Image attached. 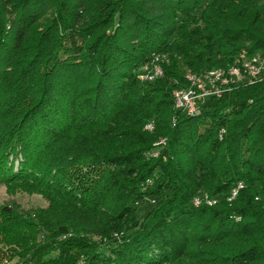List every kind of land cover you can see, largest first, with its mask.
Segmentation results:
<instances>
[{"label":"trees","instance_id":"16d2710c","mask_svg":"<svg viewBox=\"0 0 264 264\" xmlns=\"http://www.w3.org/2000/svg\"><path fill=\"white\" fill-rule=\"evenodd\" d=\"M259 52L264 0H0V176L40 174L42 189L61 199L133 222L118 241L93 246L87 264H264V77L197 115L178 111L172 95L188 84L175 59L199 74ZM161 55L163 77L142 80L141 68ZM150 120L153 131H142ZM70 131L85 143L53 154ZM78 160L85 168L66 173ZM68 177L70 190L60 191ZM199 192L218 202L195 206ZM145 194L156 202L136 219L131 203ZM17 221L0 209V225ZM59 233L57 251L34 246L43 263L78 243L67 227Z\"/></svg>","mask_w":264,"mask_h":264},{"label":"rangeland","instance_id":"374dc122","mask_svg":"<svg viewBox=\"0 0 264 264\" xmlns=\"http://www.w3.org/2000/svg\"><path fill=\"white\" fill-rule=\"evenodd\" d=\"M201 11H197L196 16L199 15ZM51 12H47L41 20L36 23V27L40 28L45 26L50 19ZM181 18V16L179 17ZM188 28L191 29L194 24L187 23ZM252 56H258L264 61V54L259 52ZM243 56L239 55L234 59V62L238 59H241ZM238 58V59H237ZM175 58H173L174 60ZM176 60V71L185 76L188 75L185 80L187 81L186 86H179L173 90V93L176 90H182L183 88L192 87L193 79L197 78L200 74L191 72L187 67L184 66L180 59ZM163 61H167L166 55H161L157 61L161 68H163ZM215 66V64L211 65ZM236 66V67H235ZM238 68V62L226 67H214L204 72L207 73L212 70L224 71L229 75L228 70ZM264 68V67H263ZM259 72L257 77H261L258 80H261L264 77V69ZM141 71V70H140ZM164 71V69H163ZM163 76H154V80ZM252 75L250 74V81ZM188 78H190L188 80ZM239 78V79H238ZM231 79L234 83L244 84L246 81L242 80L240 82V74L231 76ZM142 80L150 81V75H142ZM240 82V83H239ZM236 86V85H235ZM174 100V98H173ZM175 103V101H174ZM214 103V98H206L203 102V108ZM176 106V103L175 105ZM177 107V106H176ZM175 107V108H176ZM177 109V108H176ZM151 122L150 130L148 127ZM2 122H0L1 124ZM154 127V122L152 120L148 121L142 128V131L152 132ZM97 134L95 132L86 134L89 144L97 143ZM84 136V135H83ZM81 131H70L67 135L56 140L52 150L53 154L60 150H65L72 148L73 144L79 141L78 139H83ZM160 140V139H159ZM155 141L153 145H155ZM85 143V140H84ZM99 146V144H97ZM102 146V145H101ZM157 149L150 152V156H156ZM99 151H103L102 147L99 148ZM98 154V153H97ZM101 154V153H100ZM21 156L19 155L12 162L13 171H16L19 167V162L21 161ZM72 159V158H71ZM87 159H81L85 161ZM90 160H88L89 162ZM72 162L68 167L66 173L69 175L73 171L79 170L85 166L80 163V160L77 162ZM44 161L42 162V167ZM111 170H114L113 168ZM116 170V169H115ZM40 174L34 173L32 177L36 180L25 179V180H7L9 175L0 176V209L4 206H8L12 209L13 213L17 216V222H6L0 225V264H87L90 259V253L93 249V246L103 245L108 241H118L121 236L131 232L132 223H127L126 215L121 217L118 215V210L116 211H102L91 209L90 207L81 206V204L75 201L63 200L60 198L56 190L42 189V185L38 183V178ZM67 176V175H66ZM40 182V181H39ZM59 184V182H58ZM71 184L70 177L61 181L59 190L62 189L70 190L68 185ZM146 184H151V180H147ZM241 187H244V182L241 181ZM203 194V195H202ZM202 195L203 198H200L202 202L206 203V197L209 195L205 192H199L198 195ZM194 196V197H196ZM236 196V195H235ZM234 196V197H235ZM234 197H228L227 200L230 201ZM156 197L151 194L143 195L139 200H136L132 206V214L136 219L141 218L150 208L155 204ZM194 199V198H193ZM207 204V203H206ZM209 205V204H208ZM118 225L120 229L118 231H109L107 225ZM64 226L69 229L73 235L78 240V243L75 246H69L66 251L62 254L58 262H48L43 263L41 261V254H38L34 249V246L40 245L45 247L48 250H56V246L59 243V240L62 238L59 233V227ZM80 238L82 239L80 241ZM91 243L89 247L87 243ZM33 245V247H31ZM103 250V249H102ZM101 250V251H102ZM109 249L103 250V253H109ZM166 264H193L189 259L181 258L175 263H166Z\"/></svg>","mask_w":264,"mask_h":264},{"label":"built area","instance_id":"2783aa9c","mask_svg":"<svg viewBox=\"0 0 264 264\" xmlns=\"http://www.w3.org/2000/svg\"><path fill=\"white\" fill-rule=\"evenodd\" d=\"M159 58V56H156L148 64L144 65L138 75H150V81L152 82L154 81V76H163V68H161L160 64L157 62ZM237 62L238 70L232 71V74H240V82H242V80L253 82L250 81V72L257 68L264 67V61L258 56L242 57L238 59ZM188 75H192V73H188L184 77L187 78ZM237 84L238 83H231V75L224 76L222 79H214V76H205L204 71L200 72V79H195L192 88H183L181 92H175L178 97V111L186 114V112L201 110L206 98H219L223 93L230 91ZM150 127L151 122L148 130H150ZM223 132L224 130L222 128L219 135ZM165 141L166 140H164L162 144H164ZM238 188H240L239 184L236 183L234 189ZM234 189H231L230 192ZM202 195L194 197V205H197V200L202 198ZM217 202L218 198L214 197L213 200H210L208 206L215 205Z\"/></svg>","mask_w":264,"mask_h":264},{"label":"bare ground","instance_id":"6f19581e","mask_svg":"<svg viewBox=\"0 0 264 264\" xmlns=\"http://www.w3.org/2000/svg\"><path fill=\"white\" fill-rule=\"evenodd\" d=\"M236 67V66H235ZM223 69H225V68H223ZM259 69H261V68H257L256 70H254V71H251L250 72V74L252 75V77H251V79L253 80L254 78H257V75H259V72L260 71H263V70H259ZM264 69V68H263ZM238 70V68H234V69H230V70H228V73H229V75H231V76H234V75H237V74H232V71H237ZM225 72H226V70H225ZM224 71H220V70H217V71H215V70H212V71H209V72H207V73H205V76H214V79H222V78H224V76H228V74L227 73H225ZM261 73V72H260ZM190 78H188V80H189ZM195 79H200V76H197V78H194L193 79V83L192 84H194L195 83ZM239 79V78H238ZM231 81H232V79H231ZM231 83H234V81L233 82H231ZM190 88H192V87H190ZM182 90H176L175 92H181ZM173 93V98H174V101H175V103H176V108L178 109V97H177V94L176 93ZM175 103H174V105H175ZM199 112H200V110H195V111H190V112H186V114H188V115H197V114H199ZM149 128V127H148ZM162 142V141H161ZM239 184V187H241L242 185H241V183H238ZM238 189H240V188H238ZM238 189H234L233 191H232V196L231 197H233V196H235V194L237 193V190ZM203 198V197H202ZM207 199H206V203L207 204H210V200H212V199H210V198H208V197H206ZM203 201V200H202ZM201 199H199V200H197V205L198 204H200L201 202ZM196 206V205H195Z\"/></svg>","mask_w":264,"mask_h":264}]
</instances>
